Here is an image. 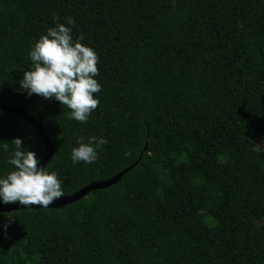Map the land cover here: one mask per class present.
<instances>
[{"label":"trees","instance_id":"16d2710c","mask_svg":"<svg viewBox=\"0 0 264 264\" xmlns=\"http://www.w3.org/2000/svg\"><path fill=\"white\" fill-rule=\"evenodd\" d=\"M54 15L98 57L86 123L19 88ZM0 105L41 121L64 196L146 145L106 189L0 213V264H264V0H0ZM88 136L108 143L94 163L73 164ZM17 137L40 161L32 125L0 110V141Z\"/></svg>","mask_w":264,"mask_h":264},{"label":"clouds","instance_id":"9594fccd","mask_svg":"<svg viewBox=\"0 0 264 264\" xmlns=\"http://www.w3.org/2000/svg\"><path fill=\"white\" fill-rule=\"evenodd\" d=\"M59 19L54 15V26L30 46L27 56L31 66L18 81L19 88L28 96L54 99L69 109L68 119L86 123L99 103L94 96L101 90L95 79L98 57L91 47L80 42L82 36L73 39L74 21L70 17L65 18L66 24L56 22ZM107 143L103 136H88L86 140L80 137L71 148L70 159L73 164H92L98 159V150ZM0 150L8 154L7 164L12 166L7 174H0V203L48 208L64 196L63 181L57 172L39 167L36 153L22 147L21 138L0 141Z\"/></svg>","mask_w":264,"mask_h":264},{"label":"water","instance_id":"95a60500","mask_svg":"<svg viewBox=\"0 0 264 264\" xmlns=\"http://www.w3.org/2000/svg\"><path fill=\"white\" fill-rule=\"evenodd\" d=\"M0 110L9 112L16 116H19L25 121H27L30 125H32V127L38 134L45 148V153L43 157L41 158L40 164L38 166L45 167V165L47 164V162L49 161L53 153V148H52L49 138L46 136V134L43 131V126H42L41 121L39 119H35L33 117L26 115L19 108H15L13 106L0 105ZM145 149H146V145L144 146L141 154L139 155V157L133 164L126 167L125 169H123L122 171L114 175L113 177L106 179L104 181H97V182L89 183L83 188L79 189L78 191H76L75 193L69 196H63L57 200H54L53 203L48 206V208L49 209L61 208L66 204H69V203H72V202H75L77 200L84 198L88 193L92 191L99 190V189H106L110 187L111 185L117 183L126 172H128L130 169H132L134 166L138 164L141 158V155L145 151ZM21 209H40V206L39 205L23 206V205H20L19 202H12L8 204L0 203V213H11L12 211L21 210Z\"/></svg>","mask_w":264,"mask_h":264},{"label":"rangeland","instance_id":"374dc122","mask_svg":"<svg viewBox=\"0 0 264 264\" xmlns=\"http://www.w3.org/2000/svg\"><path fill=\"white\" fill-rule=\"evenodd\" d=\"M260 148L264 147L258 140H255ZM32 264H38L36 261H34Z\"/></svg>","mask_w":264,"mask_h":264}]
</instances>
